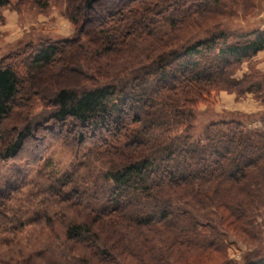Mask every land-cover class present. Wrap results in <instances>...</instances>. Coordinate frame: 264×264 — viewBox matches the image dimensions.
<instances>
[{"label":"trees","instance_id":"obj_1","mask_svg":"<svg viewBox=\"0 0 264 264\" xmlns=\"http://www.w3.org/2000/svg\"><path fill=\"white\" fill-rule=\"evenodd\" d=\"M258 3L0 0V24L4 9L52 6L70 24L69 38L0 58V164L40 173L51 146L62 150L73 170L44 196L74 212H22V187H0V247L34 227L45 237L0 264H197L226 257L238 233L254 247L219 264H264V112L261 128L220 117L194 138L199 107L219 91L250 94L264 108V74L237 78L264 51V29L227 27ZM215 16L225 21L182 41ZM36 102L43 114L33 115Z\"/></svg>","mask_w":264,"mask_h":264},{"label":"rangeland","instance_id":"obj_2","mask_svg":"<svg viewBox=\"0 0 264 264\" xmlns=\"http://www.w3.org/2000/svg\"><path fill=\"white\" fill-rule=\"evenodd\" d=\"M2 15L4 17V20L0 24V58L6 54L16 51L23 44L30 42L37 44L38 40L40 39L57 40L62 38H69L72 33L69 23L67 26L66 24H61L62 19L65 18L62 17L60 6H52L44 12H40L38 10H35L34 8H28L21 15L13 9L8 8L2 10ZM224 21L225 19L220 16L205 18V20L201 22L200 26L198 25L192 30L186 29V31L182 32V34L180 33L181 39L183 41L184 39L189 38L195 32H199V35H201L202 31L210 29L214 25L223 23ZM227 23V27L230 29H234L237 26H244L248 31H251L253 29H264V0H259V3L256 5V9L250 16H246L245 18L243 17V19L239 18L238 21H236L234 24L232 21ZM224 27L226 28V26ZM252 68L264 74V57L262 56V54L260 55V57L255 56L249 62L244 63L240 68V71L237 73V78H241L243 74L248 73ZM25 91L27 92L29 91V89L26 88ZM220 92L225 91H219L215 93L214 96L218 93L220 94ZM236 100L237 109L243 108L244 111L248 114H244L242 112L240 113V111L233 112L230 107L223 103L218 104L219 106L217 105L218 107H216L217 110L220 109L221 111H224L222 113H219V111L217 110L216 112L214 110L215 103H213L212 106H200L196 115V128L194 131V138H200L204 127L220 117H240V119L249 128L253 127V125H257V123H259V115L264 112V108L262 107L261 102L256 100L250 94H247L242 98H239L236 95ZM256 104L257 106L258 104H260L262 107L259 112H255ZM257 109L260 108L258 107ZM44 112V107L39 104V102H36L32 112L33 115L43 114ZM179 133L180 131L178 132V134ZM34 142L29 144L34 145ZM30 156L31 151L29 150L21 155V157L24 158H29ZM45 157H47V159H49L51 163H49V166L46 168V170L40 173H37L33 169L31 170L27 168L23 164H15V166L12 164H9V166L0 164V187H4L6 184H10L13 187H22L20 199L16 204V207L19 210L21 209L22 212L32 214L33 212L46 208L50 211V214L54 211H63L62 213H64L68 217H71V215L74 216L73 211L66 210V208L56 204L54 199L52 200L50 198L51 196H44L45 190L49 186H51L57 180L65 178L69 173L72 172V159L65 152L55 146H51L48 154H45ZM16 167L21 169V174L20 171L16 169ZM85 171L86 168L84 167L78 168V170H75L74 172H76V175L78 176ZM20 176L21 178L23 176L25 178V187L21 185L22 179L19 178ZM30 214H27L26 216L29 217ZM261 220L264 224V214ZM56 226L58 227L60 225ZM261 233L264 239V225L262 226ZM43 235L44 234H42V231L39 227L30 228L27 233L23 234V236L18 239H21L19 243L15 242L14 244H11L6 248L0 247V261L11 259L14 256L15 252L23 249V247L27 246L29 242H34L36 240L44 241L45 237ZM237 235L240 237V239H237L233 236H229L226 239V257L218 254H210L202 257L197 264H219L225 261L226 258L235 263L240 261L244 254L254 246L253 244L251 246V243H249L245 239V237L241 236L239 233Z\"/></svg>","mask_w":264,"mask_h":264},{"label":"crops","instance_id":"obj_3","mask_svg":"<svg viewBox=\"0 0 264 264\" xmlns=\"http://www.w3.org/2000/svg\"><path fill=\"white\" fill-rule=\"evenodd\" d=\"M61 24H66V26L68 25V22H67V20H65V19H62V22H61ZM262 54V56L264 57V51L263 52H260V53H258V57H260V55ZM219 94V93H218ZM218 94H216L215 96H214V103H215V108H214V110L216 111L217 109H216V107H218L219 105L218 104H220V103H223V104H226L228 107H230L232 110H233V112L234 111H240V113L242 112V113H244V114H248V113H246L245 111H244V109L242 108V109H237V104H236V95H234V94H227V93H225V92H220V94H219V96H218ZM231 95H232V97H231ZM217 100V101H216ZM216 102H217V104H216ZM218 105V106H217ZM262 105V104H261ZM261 105L260 104H258V106H257V104H256V109H255V112H259L261 109H262V107H261ZM201 107H203V106H201ZM260 108V109H257V108ZM205 108V107H204ZM217 111H219V113H222V112H224V111H221L220 109L219 110H217ZM216 111V112H217ZM250 114H251V112H250ZM251 128H261V123L259 122V123H257V125H253V127H251Z\"/></svg>","mask_w":264,"mask_h":264}]
</instances>
